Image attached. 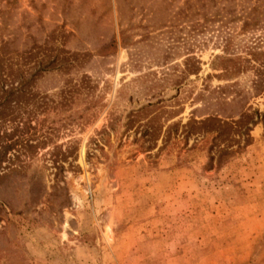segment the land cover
<instances>
[{
	"label": "rangeland",
	"instance_id": "obj_1",
	"mask_svg": "<svg viewBox=\"0 0 264 264\" xmlns=\"http://www.w3.org/2000/svg\"><path fill=\"white\" fill-rule=\"evenodd\" d=\"M10 16L32 65L35 45L73 63L30 81L0 122L1 143L18 141L0 264H264V124L221 162L226 145L189 125L219 87L251 86L223 65L260 30L210 25L188 0H16ZM248 105L264 114V94Z\"/></svg>",
	"mask_w": 264,
	"mask_h": 264
},
{
	"label": "trees",
	"instance_id": "obj_2",
	"mask_svg": "<svg viewBox=\"0 0 264 264\" xmlns=\"http://www.w3.org/2000/svg\"><path fill=\"white\" fill-rule=\"evenodd\" d=\"M15 1L0 0V122L6 121L7 117L14 113L15 105L31 93L30 81L43 72L63 68L66 64L71 66L73 63L62 55L64 51L59 46L54 48L35 45L38 52L44 50L45 52L42 54L37 52L36 55L40 56L32 65L31 51L27 49L20 51L17 36L11 34L10 14ZM188 4L193 15L203 13L210 25L217 21L220 22V27H224L242 20L243 31L248 29L261 31L256 44L250 47L245 56L227 57L223 65L225 75L250 73L251 86L248 90L236 89L235 83L231 89L219 87L217 91L220 100L214 104L218 105L217 108L205 118L201 120L194 118L189 122L191 129L194 127V130L199 129L197 132L211 135L207 136L212 142L210 149L218 145V142L226 145V148L219 150L218 161L221 162L232 152L228 148L233 142L238 143L239 149L241 142H244L243 146H247L252 140L250 133L252 128L260 122L264 124V114L248 105L252 97L264 94V0H188ZM54 39L55 37H52L48 42ZM225 41L228 50L231 47V39L225 38ZM19 57L22 61L17 59ZM235 134L240 138L234 139ZM1 139L0 135V178L7 176L6 173L1 174V171L7 168L3 167V163L9 151L18 143L8 140L1 143Z\"/></svg>",
	"mask_w": 264,
	"mask_h": 264
}]
</instances>
